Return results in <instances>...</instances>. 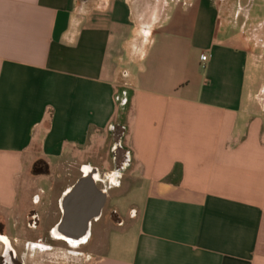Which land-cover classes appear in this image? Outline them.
I'll list each match as a JSON object with an SVG mask.
<instances>
[{"label":"crops","instance_id":"crops-1","mask_svg":"<svg viewBox=\"0 0 264 264\" xmlns=\"http://www.w3.org/2000/svg\"><path fill=\"white\" fill-rule=\"evenodd\" d=\"M227 1L0 0V232L15 255L5 228L12 217L38 228L31 187L42 164L58 180L76 174L50 236L84 170L106 201L129 189L141 203L131 232L113 224L124 230L116 242L41 264H264V106L251 50L264 45L243 32L261 15L252 0ZM89 153L102 163L80 161Z\"/></svg>","mask_w":264,"mask_h":264},{"label":"rangeland","instance_id":"rangeland-1","mask_svg":"<svg viewBox=\"0 0 264 264\" xmlns=\"http://www.w3.org/2000/svg\"><path fill=\"white\" fill-rule=\"evenodd\" d=\"M227 1V0H226ZM217 6L220 4H227L225 0H215ZM251 7V16L255 14L261 15V18H250V22L245 25L243 29L245 37L250 41L251 44L256 47L262 46L264 44L261 41H264V28L258 27V22L263 19L264 16V3L261 0H252L249 2ZM245 20V19H244ZM254 20V21H253ZM256 20V21H255ZM253 53L254 64L259 66L261 73H258L260 76V86L259 92H256V97L254 98L256 102L264 106V52H259L255 48H251ZM106 149L102 150L99 155L102 157ZM106 156L108 155L105 153ZM98 155V156H99ZM99 156V157H101ZM105 158V156H104ZM80 161H89L94 162V164H100L98 157H94L90 153L85 156V159H80ZM52 161V165H53ZM55 171L52 170L49 175H40L32 178L33 186L32 189V198H31V207L33 211L39 217V226L35 230H28L26 224L23 220L14 219L13 217L9 219V222L5 228V234L7 238L13 245V248L16 252V257L20 262L25 260L24 257L27 255L31 256V261H34V264H41L47 259L60 261L61 259H66L68 262H76L82 260L83 256L87 254L88 248L92 245V242L98 240L101 242L103 240L109 239L111 243L116 242L119 235L124 231L123 229H118L114 226L108 218V212L115 210L121 221L124 223L125 232H131L134 227L132 221V215L135 212L136 208L140 207L141 203V194L134 195L130 192L129 189L115 190L110 193L108 197L104 210L102 212V219L100 220L99 225H94L96 231L92 230V235L88 243H83L79 246H71L70 244L64 241L52 242L51 245L53 250L51 252L43 253L38 250H29L28 245L33 243L36 240V237L50 238V228L58 221L59 213L57 210V198L60 195L64 186L69 185L75 179V173L71 174V177L64 178L62 177L58 180L55 177ZM60 174L62 173L61 169L57 170ZM99 187V185H98ZM107 223H110L108 225ZM92 225V226H93ZM98 226V227H97ZM100 226V227H99ZM2 250V245L0 242V253ZM26 255V256H24ZM60 259V260H59Z\"/></svg>","mask_w":264,"mask_h":264},{"label":"water","instance_id":"water-1","mask_svg":"<svg viewBox=\"0 0 264 264\" xmlns=\"http://www.w3.org/2000/svg\"><path fill=\"white\" fill-rule=\"evenodd\" d=\"M45 173L34 166V175ZM96 177L93 169L83 171L73 186L63 193L58 203L61 217L51 232L54 238L71 246H79L88 240L91 223L99 219L106 202V193L97 188Z\"/></svg>","mask_w":264,"mask_h":264},{"label":"flooded vegetation","instance_id":"flooded-vegetation-1","mask_svg":"<svg viewBox=\"0 0 264 264\" xmlns=\"http://www.w3.org/2000/svg\"><path fill=\"white\" fill-rule=\"evenodd\" d=\"M116 142H118V140H116ZM116 145H118V144L116 143ZM115 152H116L115 153L116 155L114 158L115 159L114 169L116 170V172H120L123 169V166L125 164V157H124V154L118 148H116ZM37 168L40 169L42 172H46L45 174H47V170L44 169L42 164L38 165ZM84 171H86V170H84ZM103 184L104 183L101 182L99 179L96 180V185H99V187L101 189L106 187ZM103 210H104V207L102 209V212H103ZM102 212H101V215H100L98 220L102 219V216H103ZM108 218L114 224H120L119 216L115 210H111L108 212ZM31 219H32V223H34V224L38 223V217H37L36 213L33 212L31 214ZM56 241H62V240L56 239L53 236H51L50 238L40 237V238H37L35 240V242L31 243L28 246V248H29V250H32V251L38 250L40 252L47 253V252H51L53 250L51 243L56 242ZM0 242L2 245V250L0 253V264H17L16 260L18 262H20V260L17 259L14 251L11 250L12 248H11L10 244H8L9 242L6 240V238H4L2 236L1 232H0ZM15 258H16V260H15Z\"/></svg>","mask_w":264,"mask_h":264},{"label":"built area","instance_id":"built-area-1","mask_svg":"<svg viewBox=\"0 0 264 264\" xmlns=\"http://www.w3.org/2000/svg\"><path fill=\"white\" fill-rule=\"evenodd\" d=\"M200 60H201L202 62H205V61L207 60L206 55H202V56L200 57Z\"/></svg>","mask_w":264,"mask_h":264},{"label":"trees","instance_id":"trees-1","mask_svg":"<svg viewBox=\"0 0 264 264\" xmlns=\"http://www.w3.org/2000/svg\"><path fill=\"white\" fill-rule=\"evenodd\" d=\"M38 167V165H36L35 169ZM179 168L175 167L174 170H173V173L172 174H175V173H178L179 171Z\"/></svg>","mask_w":264,"mask_h":264}]
</instances>
